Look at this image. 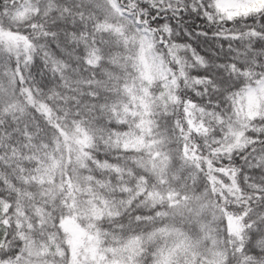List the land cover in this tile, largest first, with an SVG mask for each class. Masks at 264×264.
Masks as SVG:
<instances>
[{"label": "snow or ice", "instance_id": "obj_1", "mask_svg": "<svg viewBox=\"0 0 264 264\" xmlns=\"http://www.w3.org/2000/svg\"><path fill=\"white\" fill-rule=\"evenodd\" d=\"M0 264H264V0H0Z\"/></svg>", "mask_w": 264, "mask_h": 264}]
</instances>
